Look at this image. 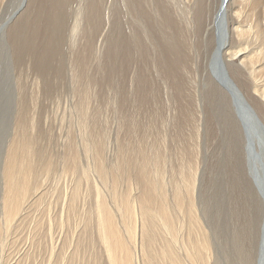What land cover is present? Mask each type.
Masks as SVG:
<instances>
[{
	"label": "rangeland",
	"instance_id": "obj_1",
	"mask_svg": "<svg viewBox=\"0 0 264 264\" xmlns=\"http://www.w3.org/2000/svg\"><path fill=\"white\" fill-rule=\"evenodd\" d=\"M27 1L0 0V264H15L21 257V264H63L62 261L66 260L69 251L73 249L70 241L77 234L74 236L71 233L72 225L76 227V224L80 226L83 223V217L76 214L72 219H68L72 225L60 224L64 194L79 182L80 194L76 203V213L79 214L92 208L95 202L94 184L110 198L112 179L116 178L117 191L120 194L129 193L131 196L135 192L134 188L131 189L129 186L128 176L133 178L134 175L147 173V176L155 178L153 176L156 173L153 171V175L151 170L156 166L161 173L163 191L167 193L164 199L168 202L173 215V224L178 226L177 233L175 231L177 245L174 243L172 247L180 256H183L182 242L186 240L189 229V216L185 208L187 198H190L209 236L212 256L210 264H254V258L257 264H264V248L257 252V249L242 245L238 239L241 238L240 222L246 215L245 211L241 217L240 207L250 211L251 199L248 191L245 198L240 192V188L246 190V182L243 180L240 182L237 140L233 141L230 126L221 115L223 113L216 109L210 96L204 94L203 58L210 48L206 49L200 41L201 28L187 31L183 23H174L172 16L178 15L171 13V10L161 12L170 25L163 26L162 18L158 26L159 34L172 36L170 39L159 41L158 50L171 55V41L172 50L173 52L175 50L174 54L179 58V68L182 69L178 75L183 77L185 84H181V88L182 86L184 88L179 94L181 88L177 91L173 88L170 90V87L168 89L166 82L149 67L155 63L151 58L154 52L151 47L149 51L147 46L138 50L139 46L131 35L129 22L131 17L124 6L125 0L96 1L94 6L98 9L99 15L96 24L97 37H93L90 20L87 25L83 23L81 29L76 31L74 36L76 40H68V34L78 0H35L31 17L33 47L30 51L33 56L29 59V55L17 54L23 52L20 51L21 44L18 43L22 34L21 24L25 23L21 11L26 8ZM234 2L231 7L235 8L238 3ZM91 3L92 1H89L87 4L92 6ZM210 10L212 12V8ZM105 12L110 14V20L115 21L113 28L120 30L125 40L120 47L124 48L125 44L128 47L120 56L117 54L118 47L113 51L125 62L116 61L121 67L123 65V68L119 66L122 75L118 66L112 70V74L115 71V75H118L119 83L123 82L120 84V90H115L113 80L117 81V78L115 76L112 78L109 73L114 62L107 61L109 70H105V66L100 65L96 53L99 46L98 38L102 36L101 43L109 30V27L105 26L108 21L105 19L106 23L103 22ZM254 12L252 14L254 13L255 17L259 16V19L262 17V9L259 7H256ZM41 15L44 19H40ZM230 15L232 14L229 13V18ZM200 18L203 19V13ZM145 21L148 27L152 25L151 20ZM14 23L17 27L13 29L11 26ZM103 23L106 29L104 27L102 30ZM259 29L262 31L263 27ZM181 31L187 32L188 37H181ZM9 34L12 40L14 39L13 45ZM16 34L18 40H15ZM234 34L231 33V40L237 41ZM115 35L111 34L113 39ZM31 58L30 65L27 60ZM185 60L188 74L182 66ZM130 62L133 64L130 65ZM76 73L78 74L75 75ZM133 75L141 80L150 78L149 93H146L143 101L142 93L141 95L138 93L134 98L136 93L129 91L128 84ZM249 79L256 84L254 80ZM261 79L264 81V75ZM108 89L109 91H106ZM197 91L201 101L196 100ZM118 96L119 99L122 97L120 99L122 101ZM86 128L92 133L89 137L84 134L87 133ZM20 137L29 143L32 141L33 154H37L36 157H32L33 171L30 175L32 188L19 213L11 221L6 222L1 198L2 168L11 144L16 143ZM89 142L93 144V148L89 146ZM87 145L90 148H85ZM96 150H100L102 166L104 165V169L109 172L106 179L100 176L97 160L93 157L96 156ZM190 167L194 169L196 167L194 188L192 193H183V207L178 210L175 207V186L178 184L180 185L178 187L182 188L183 179L189 177ZM82 170L87 172V176H83ZM261 171L264 181V169L261 168ZM243 198L246 199L244 205L241 202ZM157 199L160 200L158 196ZM83 215L84 213L81 216ZM90 220L91 226L85 227L88 230L85 231V236L89 237L90 241L93 239L94 243L91 241L93 247L86 243L71 264H86L87 259L94 255L93 251L100 257H98L100 262L105 264L101 256L103 252L95 239L94 222ZM152 222H155L154 225L160 231L155 229L157 237L162 236V239L169 241L170 236L159 229L157 220L154 218ZM38 226L42 228L40 235L42 243L38 247L34 245L33 248H36L32 249L37 239ZM65 240L66 249H63L60 258L56 259V254L52 253L59 249ZM136 240L138 239L134 236L132 251L135 250ZM262 242L264 246V236ZM27 250H32L33 254L23 258ZM64 264H67L66 261Z\"/></svg>",
	"mask_w": 264,
	"mask_h": 264
},
{
	"label": "bare ground",
	"instance_id": "obj_2",
	"mask_svg": "<svg viewBox=\"0 0 264 264\" xmlns=\"http://www.w3.org/2000/svg\"><path fill=\"white\" fill-rule=\"evenodd\" d=\"M89 1H92V6H89V4H87ZM96 1L99 0H78L76 8H74V20H72V26H70V34H68V40H76V38H74V36H76V31H79L81 29L83 23L87 25V22H89L90 20L93 37H97L98 30H96V24L99 15L98 9L96 8V6H94ZM234 1L238 3L235 8L231 7ZM34 2L35 0H28L26 2V8L22 9L21 11L22 15L24 16L23 19L25 20V23L21 24V39H19L20 42L17 43L21 44V47H18H20V51L23 52L19 53L16 49V53L18 52L17 54L19 56L29 55L28 59L30 58V56H33L30 50L33 47V33L31 30L33 20L31 17L32 6ZM100 4L101 3H98V5ZM124 6L127 8V11L131 17L129 20L131 25V35L134 41H136V44L139 46L138 50L140 48L142 49L143 46H147L149 47V51L151 47V49L155 52V54L153 52L151 56L155 63L150 65L149 67H151L154 72L161 77L163 82H166L165 85H168V89L170 87V90L173 88L175 89V91H177L181 88V84H185L183 82V77L178 75L180 73V70L182 69L179 68V58L174 54L175 50L174 52L172 50L171 41V55L167 54L163 50H158L159 41L161 42L163 40L170 39L172 36V34H159L158 26L159 23H161L162 18L163 26L170 25L167 19L163 15H161V12H170L171 10V13H174V15H178V17L172 16L174 23H183L187 31H193L195 29L199 30L201 28L200 41L201 43H203L206 49L210 48L209 51L207 50L208 52L206 51L205 58H203V72L205 73L204 94L210 96V98L214 102L216 109L223 113L221 115L225 117L224 120L226 121L228 126H230L229 130H231L233 134V141L235 142V139L237 140L236 146L238 148V161H240V163L237 164L240 165V182H242V180L246 182V190L243 191V189L240 188V192L245 198L248 191L251 199L250 207L252 211L240 207L241 217L244 216L245 211L246 215L244 219H241L240 222L241 233L239 234L241 238H237L240 239L242 245H245L251 249L253 248L254 250L257 249V252H260V250L262 251L264 248L262 242L264 236V181L261 168L264 169V81L261 78L264 75V0H125ZM256 7H259L260 10L262 9V17L260 19L259 16H256L257 18L254 16V9H256ZM210 8H212L213 14H211L212 12ZM89 12L90 14H88ZM252 12L254 13L252 14ZM201 13H203L202 20L200 18ZM229 13L232 14L230 15V18ZM43 15L40 16V19L43 18ZM103 17H105L103 18L104 23H106L105 19L108 21L106 23L107 25L105 26L109 27V30L104 36L101 43L100 38H102V36L98 38L99 46H97L96 48V53L98 54V57L100 59V65L105 66V70H109L107 61L114 62L111 66V72L109 73L112 78L114 76L117 78V81L113 80L115 90H117L119 89L120 84L123 82L119 83L118 75H115V71L113 72V75L112 70H115L117 66L119 67L121 65L116 61L118 60L122 62L123 59L121 57L118 58L116 56V52L113 53V51L116 50V47H118L119 50L117 54L120 56V54L123 53V50H128V47L126 44L124 48L120 47L121 44L125 43V40L121 35V31H117L113 28V24L115 21L110 20V14L108 15V12H105V16ZM145 20H151L152 25L148 27V24ZM104 23L102 30L105 27ZM15 24L16 23H14L12 26L10 25L11 28L14 29L15 26L17 27V25ZM243 24L249 26L244 27ZM230 26L233 27L231 28ZM260 27L261 29L263 27L262 31H260ZM6 31L8 32V30ZM184 31H181V37L187 38V32ZM230 32L235 33L234 35L237 41L231 40L232 35ZM102 34H104V32H102ZM111 34L112 36L115 35L114 39ZM9 38L12 40L11 35ZM16 39L18 40L17 34L15 40ZM13 40L11 41L12 43L10 42L12 45ZM181 42L183 41L181 40ZM110 45L112 46L111 48ZM255 49L259 50L255 51ZM253 51L254 53L252 54ZM6 53L10 55L9 52ZM138 53L140 52L138 51ZM259 57L261 59H259ZM27 61L31 65L32 58ZM132 64L130 62V65ZM186 64L187 62L185 60L184 65L182 66L185 69L184 71H186V73L188 74L186 70ZM68 66H70V64H68ZM120 67L119 70L121 74V68H123V65L121 68ZM133 73L135 74V72ZM77 74L78 73H76L75 75ZM249 78L254 80L256 84H253ZM148 81H150V78L145 80L142 78L141 80L139 77L133 75L128 84L129 86H127L129 87V91L131 93H136L134 95V98H136L138 93H140V95L142 93L141 101L145 99L146 93H149ZM194 82L195 81H193V83ZM183 88L184 86H182L181 90L178 91L179 94L182 92ZM87 89L89 90V88ZM106 91H109V89ZM115 92H113V94ZM197 93L198 94L196 100L199 101L200 95L198 91ZM119 97L120 96H118V99ZM116 98L114 97V100H116ZM120 99H122V97ZM172 101L174 103L173 98ZM110 103L112 102L110 101ZM83 125L86 126V124ZM205 128L207 129V127ZM84 134H87L88 137L92 135L89 130H87V133ZM22 138L23 137H20L16 143L14 142L11 144V148L9 149L7 158L2 168L3 182L1 198L2 209L6 222L11 221L15 217V215L19 213L24 201L26 200L32 188V180L30 176L33 171L32 157H36L37 154H33L32 141H30L29 143ZM89 146L93 148V144H91V142H89ZM89 146L87 145L85 146V148L88 149L90 148ZM34 152H36V149ZM95 154L96 156L93 157H95L97 160V168L100 171V176L103 179H106L109 172L104 169V165L102 166L100 150H96ZM155 164L157 165V163ZM195 169L194 167H190V178L187 177L183 179V184L181 183L182 188L178 187L180 186L178 184L175 186L174 199L175 207L178 210H181L183 207V193L185 192L189 194L193 191L196 173ZM151 171L152 173L153 171H155L154 173L156 174L155 176H153L155 178L147 176V173H142V175H139L137 173L138 175H136L138 177L134 175L133 178H131L130 175L128 176L129 186L131 189L133 187L135 192L131 196L129 193L126 194V192H124V194H120V192L117 191V189L115 188V183L117 182L116 178L112 179L113 185L110 198L108 195L102 192L99 186L94 184L93 189L95 190V202L92 208L90 207L86 209L85 212H79V214L76 213V203L80 194L79 182L77 184H74L72 186V189L68 193L64 194L63 197L66 200L64 199L63 202V209L60 215V224H71V221L68 219H72V217H74L76 214L78 217H83V223L82 225H80L81 228L78 224H76L77 228L71 224L73 226H71L73 229V232L71 233H73V235L75 233L77 234L76 237H74V239H71L70 241L73 249L72 251H69L66 260L62 261L63 264L65 263V261L68 264L74 258H76L77 256L75 255H78L80 253L81 249L86 243H89V247H93V239L91 240L93 241L92 243L88 239L89 237L85 236V231H88L85 227L89 226L90 219V222L92 220L94 222L95 233H93L95 234V239L100 246V250L103 252L101 253V256L104 259L105 264H210V259L212 258V256L210 255V244L208 241L209 236L205 230L206 227L204 228L201 224L203 222H200V218L195 211V204L190 198H187L188 200L185 208L186 211H188L189 216V221L186 219L189 222V229L187 234L185 233L186 240L182 242V249L184 251L183 256L181 255V257L180 254L177 253L172 247L174 246V243H176L175 234L177 233L176 228L178 226L176 227L173 224V215L169 210L168 202L164 199V195H166L167 193L163 191L159 167L156 166L154 167V170ZM82 174L83 176H87V172H85L84 170H82ZM157 196L158 198H160V200L157 199ZM244 198L241 201L242 205H244V201H246V199ZM83 213L84 215L81 216ZM78 217H76V219ZM154 218L158 222L159 229L170 236L169 241L162 239V236L160 238L157 237L158 233L156 234L155 229L157 230L158 228H156V226L154 225L155 222H152ZM41 229V226L37 227V239L36 242L32 245V249L41 246ZM77 230L79 231L77 232ZM134 236H136V239L138 240L134 242L135 250L132 251L131 244L134 240ZM256 236H258L257 239ZM65 243L66 240L61 244L59 249L53 251L52 254H56V259L60 258L63 249H66L64 248ZM34 245L36 246L35 248H33ZM31 253L32 250H27L23 258L25 256H31L33 254ZM93 254L94 255L92 256V258L90 257L89 259H87L86 264H102L98 259L99 256L97 257L94 251ZM21 259L22 257L18 261H16L15 264H21ZM254 264H257L255 258Z\"/></svg>",
	"mask_w": 264,
	"mask_h": 264
}]
</instances>
